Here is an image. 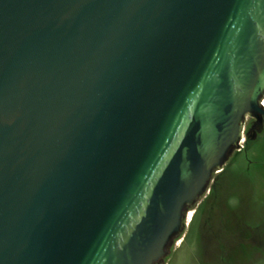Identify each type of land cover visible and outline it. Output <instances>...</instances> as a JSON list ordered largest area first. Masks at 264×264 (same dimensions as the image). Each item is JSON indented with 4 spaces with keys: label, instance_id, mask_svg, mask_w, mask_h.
Wrapping results in <instances>:
<instances>
[{
    "label": "water",
    "instance_id": "1",
    "mask_svg": "<svg viewBox=\"0 0 264 264\" xmlns=\"http://www.w3.org/2000/svg\"><path fill=\"white\" fill-rule=\"evenodd\" d=\"M263 96L264 0H0V264H156Z\"/></svg>",
    "mask_w": 264,
    "mask_h": 264
},
{
    "label": "flooded vegetation",
    "instance_id": "2",
    "mask_svg": "<svg viewBox=\"0 0 264 264\" xmlns=\"http://www.w3.org/2000/svg\"><path fill=\"white\" fill-rule=\"evenodd\" d=\"M260 103L264 108V96ZM254 122L255 119L249 115L245 118L244 133ZM261 126L262 130L254 139L250 138L254 135L253 131L249 133V138L244 137L240 148L233 152L221 170L213 174L200 200L186 209L180 234L174 239L167 254L156 264H175L182 248L189 251L188 257L193 264H232L233 260L238 261L236 253L241 251L245 254L249 248L251 261L255 258L259 260L258 241L263 218L255 214L248 217L243 207L230 201L231 191L239 189V186L231 183L230 173L241 155L247 158L246 151L251 141L264 134V115ZM244 169L241 174L246 172L248 166Z\"/></svg>",
    "mask_w": 264,
    "mask_h": 264
},
{
    "label": "rangeland",
    "instance_id": "3",
    "mask_svg": "<svg viewBox=\"0 0 264 264\" xmlns=\"http://www.w3.org/2000/svg\"><path fill=\"white\" fill-rule=\"evenodd\" d=\"M246 155L247 158L245 155H241L237 164L231 168V183L239 186V189L234 192L233 190L231 191L230 201L243 207L248 217H252L255 214V216L263 218V226L261 227L258 241L260 257L259 260L255 258L252 259L254 261H251L248 254L249 252L251 254L249 248V252L245 254L241 253V251L236 253L238 261L233 260L232 264H264V134L258 135L255 140L251 141ZM245 166H248V169L244 174H241L245 170ZM188 256L189 251L182 248L175 264H193Z\"/></svg>",
    "mask_w": 264,
    "mask_h": 264
},
{
    "label": "built area",
    "instance_id": "4",
    "mask_svg": "<svg viewBox=\"0 0 264 264\" xmlns=\"http://www.w3.org/2000/svg\"><path fill=\"white\" fill-rule=\"evenodd\" d=\"M244 141V137L242 138V141H241V143Z\"/></svg>",
    "mask_w": 264,
    "mask_h": 264
},
{
    "label": "bare ground",
    "instance_id": "5",
    "mask_svg": "<svg viewBox=\"0 0 264 264\" xmlns=\"http://www.w3.org/2000/svg\"><path fill=\"white\" fill-rule=\"evenodd\" d=\"M186 219H188V217Z\"/></svg>",
    "mask_w": 264,
    "mask_h": 264
},
{
    "label": "clouds",
    "instance_id": "6",
    "mask_svg": "<svg viewBox=\"0 0 264 264\" xmlns=\"http://www.w3.org/2000/svg\"><path fill=\"white\" fill-rule=\"evenodd\" d=\"M244 137V136H243Z\"/></svg>",
    "mask_w": 264,
    "mask_h": 264
}]
</instances>
